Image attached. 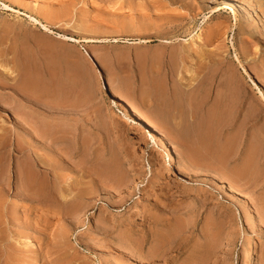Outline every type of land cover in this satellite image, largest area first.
<instances>
[{
    "label": "rangeland",
    "instance_id": "374dc122",
    "mask_svg": "<svg viewBox=\"0 0 264 264\" xmlns=\"http://www.w3.org/2000/svg\"><path fill=\"white\" fill-rule=\"evenodd\" d=\"M192 1L0 0V264H264V183L227 184V168L239 174L258 167L256 157L240 149L225 153L221 143L229 135L198 128L204 141L164 135L176 164L168 167L160 146L124 120L108 91L100 95L101 119L114 124L107 131L81 132L83 117L72 110L92 103L94 64L85 51L97 63L103 46L116 43L63 44L56 34L135 38L138 24H145L140 38L154 40L146 46L164 54L163 68L183 84L201 87L204 81L211 116L220 100L226 121L251 128L264 116V100L244 81L234 54L264 88V0H233L241 6L235 15L211 11L221 0ZM39 11L51 14L53 34L45 36L24 14ZM159 37L173 41L164 46ZM117 44L130 52L145 46ZM94 68L99 76L98 64ZM252 136L238 138L242 143ZM189 153L198 156L197 166ZM36 154L52 165L57 190L48 183L46 190L56 193L58 205L22 197L18 171ZM109 166L111 176L104 172ZM216 178L230 191L218 190ZM246 205L255 222L246 219Z\"/></svg>",
    "mask_w": 264,
    "mask_h": 264
},
{
    "label": "crops",
    "instance_id": "0c3cea01",
    "mask_svg": "<svg viewBox=\"0 0 264 264\" xmlns=\"http://www.w3.org/2000/svg\"><path fill=\"white\" fill-rule=\"evenodd\" d=\"M103 47L104 50L99 54L97 61L101 78L97 70L90 65L94 83L89 96L92 103L82 102L80 106L72 107L76 117H83L80 122L83 125L81 132L97 134L100 130L107 131L114 125L110 120L101 119L105 114L100 96L104 89L110 95L115 93L129 106L138 110L162 135H194L192 139L197 141H204L206 135H229L224 137V142L221 143L225 153L230 154L240 149L244 156L256 157L258 167L255 173L244 167L239 174L235 170L236 167L227 168L225 171L227 184L264 183V116L252 123L249 129L247 122L240 124L228 122L224 106L219 100L216 116L213 117L210 112L209 92L204 81L201 87L194 86L188 81L183 84L176 73L163 68L164 54L156 47L145 45L131 52L125 49V45L105 44ZM102 81L104 88L100 89ZM164 111L166 114L175 111L182 118L179 120L168 116L167 118L163 115ZM197 128L206 135L194 132ZM230 135H235L234 140H231ZM239 135L253 136L247 137L241 143ZM195 157L197 161L194 166H197L198 156Z\"/></svg>",
    "mask_w": 264,
    "mask_h": 264
},
{
    "label": "bare ground",
    "instance_id": "6f19581e",
    "mask_svg": "<svg viewBox=\"0 0 264 264\" xmlns=\"http://www.w3.org/2000/svg\"><path fill=\"white\" fill-rule=\"evenodd\" d=\"M192 1V0H191ZM220 1V0H218ZM153 2V1H152ZM186 2V1H185ZM208 1L207 0H193L191 3L192 5H195L196 3L199 4L200 6H204ZM215 2V1H214ZM182 3V2H181ZM187 3V2H186ZM250 3V2H249ZM218 4V3H217ZM242 4V3H240ZM187 5V4H186ZM191 5V4H189ZM6 6V5H4ZM8 6V5H7ZM190 7V6H189ZM192 7V6H191ZM194 7V6H193ZM241 6L233 1V0H221V4H218V5H215L214 7H211V11L214 13V12H220L221 10L223 9H228L230 10L234 15L235 13L237 12V9H239ZM203 8V7H202ZM210 8V7H209ZM194 9V8H193ZM208 9V8H207ZM243 9V8H242ZM208 11V10H207ZM45 12V11H44ZM44 12H38L37 15H34L32 16L31 14L27 15L26 13H24L27 18H28V21L30 23H32L33 25L35 26H38L41 30H42V33L43 34H46L45 36H47L48 34H53V30L51 28V25H54V24H51L50 23V16L51 14L49 13H44ZM238 13V12H237ZM240 13V12H239ZM196 14V13H194ZM212 14V13H211ZM241 14V13H240ZM54 15V14H53ZM197 15V14H196ZM213 15V14H212ZM209 16V15H208ZM233 16V15H232ZM240 16V15H238ZM243 16V15H241ZM53 17V16H52ZM57 17V16H56ZM194 17V16H193ZM58 18V17H57ZM205 18V17H204ZM52 19V18H51ZM60 19V18H59ZM230 19V18H229ZM61 21V20H60ZM55 22V20H54ZM180 23V22H179ZM139 27L137 30H134L135 31V34L137 37L135 38H129L128 36H125L123 34H118V33H113L109 36L106 35V37H102V35H100L101 37L100 38H83V39H79L77 37H74V36H68V35H65V34H61V33H57L56 34V38L63 42L64 43H70V44H73V45H76V44H80L82 45V43H90V42H105V41H111V42H115L116 44L117 43H123V44H127V45H130V46H136V45H149L150 43H152L154 40L153 39H147V38H140V34H143L144 30L142 29L143 27H145V24H138ZM178 25V24H177ZM83 26V25H82ZM243 26V25H242ZM77 27V26H76ZM180 27V26H179ZM173 28V27H172ZM245 28V26H244ZM201 30V29H199ZM249 30V29H248ZM78 31V30H77ZM84 31V30H83ZM198 31V30H197ZM155 33V32H154ZM101 34V33H100ZM106 34V33H105ZM255 35V34H254ZM97 36V35H96ZM139 36V37H138ZM160 36V34H159ZM162 36V35H161ZM189 36V35H188ZM191 36V35H190ZM196 36V39H199L200 40V35L199 33L197 32L195 34ZM158 38V36H156ZM162 38V37H161ZM165 38V37H164ZM179 38V37H178ZM192 38V37H191ZM195 38V37H194ZM183 39V38H182ZM193 39V38H192ZM263 40V38H262ZM173 41V39H172ZM171 40L169 39H160L159 37V40L158 42L160 44H164L165 45H168V44H171L172 43ZM185 41V40H184ZM260 42V41H259ZM71 45V46H73ZM64 54V53H63ZM85 54L88 56L89 60H91V64H94V67L96 66L97 67V63L93 60L92 58V55L91 53H88L85 51ZM83 54V55H85ZM86 56V57H87ZM234 58L235 60L238 62L239 66H240V69L242 70V75L244 77V81H246L247 83L250 84V86L256 91V94H257V97L264 100V88L263 86L259 85V83L257 82V79L250 73V71H248V69L244 66V64L241 62L240 58L238 57L237 54H234ZM75 59V58H74ZM241 72V71H240ZM99 77L101 78V73H99ZM10 86V85H9ZM237 88V87H236ZM237 90V89H236ZM24 93V92H23ZM238 94H239V91H238ZM112 100L114 102V104L116 105V107L118 108V111L123 115L124 117V120L126 119V122H128L131 125L133 126H137L139 127L143 133H145L146 135H149L150 138H152L156 144L158 146H160V148L162 149L163 151V157H164V162L166 164V166L168 167H175L176 164H175V160H174V153H173V150L172 148L169 146V143L167 141V139L164 137V135H162L158 130L157 128H155V126H153L149 121L148 119L143 116L142 114H140L138 112V110L134 109L133 107L129 106L128 103H126L123 99H121L118 95H116L115 93H112ZM42 98H43V95H42ZM163 99V98H162ZM261 100V101H262ZM45 103V102H44ZM169 109V108H168ZM164 110V109H162ZM180 111V110H179ZM165 112V111H164ZM161 113V112H160ZM163 113V112H162ZM163 115H165V117H169V118H173V117H176L177 115H180L179 113L177 112H172V113H169V114H166L163 113ZM162 115V117H163ZM161 116V115H160ZM164 117V118H165ZM167 117V118H168ZM178 118V117H177ZM157 119V118H156ZM174 119V118H173ZM178 126H179V123H178ZM42 132H44V126L42 125V127L39 129ZM39 131V132H40ZM47 136V139L48 137H50L49 135H35V137H37L38 139L41 137V139L44 137ZM53 136V135H52ZM55 136V135H54ZM53 136V137H54ZM18 137V138H17ZM16 138V150L20 149L21 151V147L24 146L22 145L21 146V137L19 138V136H17ZM57 137V136H56ZM55 137V140H57ZM60 137V136H59ZM57 137V138H59ZM36 138V139H37ZM35 139V140H36ZM50 139V138H49ZM52 139V138H51ZM9 142V141H8ZM60 143V142H58ZM62 143V142H61ZM190 143V142H188ZM188 143H186L188 145ZM3 145V143H2ZM46 145V144H45ZM30 146V145H29ZM61 146V145H60ZM25 147V146H24ZM28 147V145H27ZM26 147V149H27ZM1 148V147H0ZM23 148V147H22ZM30 149V148H29ZM60 151V150H58ZM62 152V151H61ZM2 151H0V155H2ZM59 153V152H58ZM57 153V154H58ZM63 153V152H62ZM67 154V153H66ZM62 155V154H61ZM48 157V156H47ZM58 157V155H57ZM63 157V156H62ZM190 157V156H189ZM2 161V160H1ZM49 162V160H48ZM119 162V161H118ZM27 166H24L22 168H19V171H18V174H19V178H20V185H21V189H22V197L26 200V201H35L37 203H41V204H46L50 202V204H59V198L57 197L56 193L53 191V190H49L47 191L46 190V184L48 183L50 186L54 185V190L56 191V186L55 183H56V175L53 174L52 172V165H50L49 163L47 164V162L45 161V158L39 156L38 154H36L35 156H31V157H28L27 158ZM23 164V163H22ZM1 168V167H0ZM109 170H105V174L107 175L109 173V175H113L112 174V171H113V168H111V166L108 167ZM6 170V169H5ZM4 170V171H5ZM3 172V171H2ZM7 172V171H6ZM57 172V171H56ZM85 173V172H84ZM102 173V172H101ZM1 169H0V177H1ZM108 176V175H107ZM118 176V175H117ZM119 177V176H118ZM106 178V177H105ZM108 178V177H107ZM112 178V177H111ZM116 178V177H115ZM110 179V178H109ZM114 179V178H113ZM108 180V179H107ZM116 180V182H115ZM113 182H115V185L121 183V179H115ZM123 180V178H122ZM100 181V180H99ZM105 184V182H104ZM49 185L47 187H49ZM215 185H216V188L218 190H221V191H230L228 190L227 186L225 185V183L220 180L219 178H216L215 179ZM10 186V185H7V187ZM86 187V186H85ZM9 188V187H8ZM51 189V188H50ZM60 189V188H59ZM87 189V188H86ZM6 190V189H5ZM88 191V189H87ZM60 192V190H59ZM72 192V191H71ZM86 191H84L85 193ZM81 193V192H80ZM237 194V193H236ZM59 196V194H58ZM70 197V196H69ZM89 197V196H88ZM5 203V202H4ZM4 203L1 202V199H0V206H4ZM57 204V205H58ZM78 206V205H77ZM4 209V208H3ZM3 209L0 208V210L2 211ZM244 209V215L246 216V219L249 221V222H255V216L253 214V212L251 211L250 207L248 205H246L245 207H243ZM0 211V212H1ZM3 213V212H2ZM39 213V212H38ZM44 234V232H43ZM42 234V235H43ZM7 239H4L6 241H9L10 239V242H11V237H6ZM23 239H26L24 241V243L26 245H29L31 244V240L29 238H23ZM59 239V238H58ZM160 240V239H159ZM19 241V240H18ZM45 241V240H44ZM57 242V241H56ZM252 241H249L246 243V246L245 247H248V246H251L252 245ZM62 256V255H61ZM255 257V252L252 250V252L250 253V259L254 258ZM78 258V257H77ZM73 259V257H72ZM76 259V258H75ZM81 263V262H79ZM84 264V263H83Z\"/></svg>",
    "mask_w": 264,
    "mask_h": 264
}]
</instances>
